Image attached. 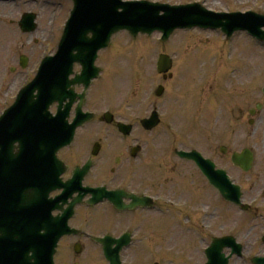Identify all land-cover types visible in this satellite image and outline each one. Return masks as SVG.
Wrapping results in <instances>:
<instances>
[{
	"label": "rangeland",
	"instance_id": "obj_1",
	"mask_svg": "<svg viewBox=\"0 0 264 264\" xmlns=\"http://www.w3.org/2000/svg\"><path fill=\"white\" fill-rule=\"evenodd\" d=\"M0 1L3 3V8H0L1 113L13 103L26 80L32 77L38 67L36 64L46 53V43H49V52L56 50L62 29L57 25L64 21L65 12L70 5L65 0ZM153 1L170 4L198 1L216 12L250 9L264 12V0H239L238 4L234 0ZM23 12L37 15L38 28L33 34H22L16 28L18 17ZM48 29H54V33H50ZM224 40L218 32L198 30L176 33L166 44H159L157 36L134 41L126 35H120L113 38L110 51L103 53L110 71L118 73L111 76V72H108L104 82L96 84L88 100V108L103 113L111 106L117 121H128L131 119L130 115L138 118L146 116L149 104L157 103L163 113L162 126L153 134L138 132L141 138L137 133L133 134L141 143L146 144L149 151L147 160L136 170L131 186L136 191L144 188L153 196H166L186 205L177 212L170 210L167 217L153 212L142 216L139 224H143L141 232L150 242V250L142 252L144 247L141 246L136 250L140 252L132 253L128 258L133 261L132 264L201 262L199 251L204 244L201 239L207 238L212 230L202 229L203 223L214 229L215 236L232 234L239 241L253 246V252L249 253L251 255L264 251V245L257 243L261 228L245 229L239 211L225 204L208 187L191 163L179 160L173 153L174 147L181 150L196 149L207 157L215 156L220 166L229 167V174L234 182L247 192V201L264 187V117L258 125L256 138H246L249 111L256 103L262 102L260 89L264 85V47L251 41L244 33L234 36L231 47L227 45L225 48ZM226 50H230V61L225 59ZM160 52L167 53L174 61L172 78L166 81H162L155 72L156 58ZM21 55L27 59V70L18 65ZM233 69L235 72L232 77ZM160 85L164 92L162 98L157 100L153 91ZM149 98L150 101L147 102ZM122 105L127 107L128 115L121 108ZM217 105L221 107V117L216 126H211L210 117ZM99 136L110 137L112 149L108 153L102 151L105 163L103 164V159L96 175L91 178V183L96 186L102 182L114 181L111 186L119 185L122 182L109 172L113 166L109 159L118 155L117 148L121 144L118 134L110 127L90 125L84 132H80L74 150H64L60 157L67 162L69 159L73 162L78 157L80 162L83 161L87 145L97 141ZM220 147H226V155L219 153ZM250 147L255 152L253 169L244 173L232 167L229 163L230 154ZM252 191V194H248ZM261 200L264 203V199ZM211 212L214 218H202ZM83 213L89 218L86 211ZM110 213L106 212L107 215ZM186 216L190 218L187 219ZM136 219L139 218H128L125 221L134 222ZM115 220L114 218L112 223ZM199 220L203 222L198 223ZM109 221L110 216H100L97 227L105 228ZM86 226L88 232L97 233L91 227L94 224L89 226L86 223ZM66 246L67 242L64 246V264L71 263L74 259ZM77 261L80 264L101 262L93 251L88 250V246L86 253L77 258ZM236 264L241 263L236 260Z\"/></svg>",
	"mask_w": 264,
	"mask_h": 264
},
{
	"label": "water",
	"instance_id": "obj_2",
	"mask_svg": "<svg viewBox=\"0 0 264 264\" xmlns=\"http://www.w3.org/2000/svg\"><path fill=\"white\" fill-rule=\"evenodd\" d=\"M84 2L85 0H79L77 4L78 6H84ZM144 4L147 7L130 6L123 8V12L118 14L117 18L115 15L112 21L110 19L109 23L102 20L101 25L94 31L96 32L94 40L105 41L106 45L110 35L121 30H126L132 35H135L138 32L151 33L155 29H161L164 30L165 36H167L175 27L181 26L178 25L179 22H181L180 19L191 22L193 20V17L189 14L191 9L188 8L190 7L175 8L176 10L166 11L164 16L159 17V12L166 10V8L159 6L152 7L146 3ZM96 6L99 8V3H96ZM87 13L88 12L84 9H77L76 15L79 19H84ZM192 15H194L195 20L213 22L212 19L205 20L203 17H198L199 15L193 10ZM223 20L224 18L219 19V23L216 24V26H223ZM196 24L206 25L201 23ZM165 25L173 26L167 29L162 28ZM236 28L246 29L244 25H239V27H235V29ZM223 30H225L224 26ZM85 31L88 32L89 30L86 29ZM229 32L231 33L232 30ZM68 35L69 30L66 37H68ZM258 38L264 39L261 36H258ZM76 39L80 40L81 38L76 36ZM168 67V65H163L162 70L165 71ZM25 90L26 89L20 92L14 106L0 119V233H18V224L10 220V218L16 216L18 211V179H28L30 182L34 181L36 179V173H38V167L42 169L44 167L43 165L48 164V159L53 161L57 148L63 144L58 139L55 141L47 140L51 136L52 131H49L45 126L32 127L29 124L18 123V121H16L17 116L15 114L18 110L17 103L20 99V102L25 105L23 110L26 111L29 116L33 113V107L38 112L39 99H37V101L29 100L28 97L24 96L26 94ZM47 95L49 96L51 94L48 92ZM43 113L46 114V111ZM15 144H17V147ZM59 144L61 145L59 146ZM36 152L40 154L37 162L36 158L33 157ZM184 156L191 159V155ZM37 164L38 166L36 167ZM200 167L203 173L208 177L209 175L204 168V165L200 164ZM240 167L243 168V166ZM38 171V178H40L42 174L40 173V170ZM208 178L216 188H219L218 184L222 187V183L219 182L217 184L214 179H212V175L211 178ZM37 188L40 190L42 189L41 186H37ZM233 189L234 187L230 186V191L231 193L233 192L231 196H228L223 190L219 189V191L224 194L223 196L227 200L233 201L237 196ZM40 190L34 192L33 199L31 198L32 202H36V200L40 201L42 199V196L39 195ZM29 196L30 195L27 192L23 193L22 197L24 203L30 202ZM139 205L142 204L139 201H136L133 208ZM13 210H15L14 213ZM4 219H6L7 222H5ZM48 227L49 225L44 228L48 230Z\"/></svg>",
	"mask_w": 264,
	"mask_h": 264
},
{
	"label": "flooded vegetation",
	"instance_id": "obj_3",
	"mask_svg": "<svg viewBox=\"0 0 264 264\" xmlns=\"http://www.w3.org/2000/svg\"><path fill=\"white\" fill-rule=\"evenodd\" d=\"M220 117H221V111L219 113L218 118L220 119ZM260 117H261L260 113H257V114H255L254 119L249 118L248 123L250 122V120H253L254 125L257 126L259 124V122H262V120L260 121ZM256 136H257V130H253L249 135V137H251V138H256ZM247 137H248V134L246 133V138ZM120 144H121V147L117 148V150H118L117 153H119V155L117 157H119V160H116V157L112 158V159L106 158V159L111 160L112 164L117 168L120 167V165L123 166L125 164L126 159L124 158V156H126L127 149H128L126 144H123V143H120ZM105 147L107 149H109L110 151L112 149V146H104V145L101 146V149H104ZM86 150H87V148H86ZM129 155H130V153H129ZM97 156L88 157L84 161H81V162L79 160V157H78V159L73 160V162L70 159L68 160V162L63 159L64 162L66 163V165L69 167L68 173L66 175H64L63 179L64 180L68 179L72 169H74L77 166L83 165L88 159L93 160V166H94V161L96 160ZM103 159H104V162H103ZM130 159L133 160L132 158H130ZM101 162H103V164H104L105 158H101L100 163ZM114 170H115V168L111 167V171L114 172ZM125 178H126L125 174L118 173L116 179L123 181V180H125ZM85 179H84V181H85ZM90 184L93 185V183H90ZM93 187H96V186H93ZM123 188H125V187L121 186V185L110 186L111 190L112 189L113 190L123 189ZM123 203L127 204L128 202L123 200ZM79 209L80 210L72 218L71 225L73 227H75L76 229L82 231V229L87 228L86 223L89 226L91 224H94V226H91V227H93V229L96 230L97 233L94 232V234L97 237H103L105 235H110V237L113 240V244L111 246L112 249L116 248L120 244L119 240L123 235L129 234V233L132 234L131 238H129L130 242H129L128 246L121 248L120 255L122 257L123 264H132L133 261L132 262L129 261L128 258L130 255H132V253L135 254L137 252H140V251H136V250L140 249L141 246L144 247L142 252H144L145 250H150V242L148 240H146L145 236L143 235V232H141L143 224H141V226L139 224L140 220L143 219L142 216H144L145 214H149L150 211H145V210L139 209V210H136L134 212H117L108 203L105 202V203L99 204L98 206L95 207L93 215H88L89 218L91 219L90 220L89 218H86L85 216H87V215H85L83 213L84 211H86V213H87V209H86L85 205L84 204L80 205ZM98 210H99V212H98ZM102 210L105 212H103ZM106 212H109V213L111 212L112 214L110 213V215H107ZM100 216H105V217L110 216L109 225L107 227H105V228L97 227L98 218ZM136 217H138L139 219L138 220L136 219L134 222H130V221L126 222L125 221V219L136 218ZM161 217H167V216H161ZM84 218H86L85 221H84ZM114 218L116 220L112 223V220ZM84 224H85V226H83ZM91 227H90V229H91ZM137 235H138V237H137ZM64 241L67 242V246H66L67 251L70 252L72 257L74 256L73 262L67 263V264H80V262L77 261V258L79 259L80 257H82L86 253L87 246H88V250L93 251L98 257H100L99 259L101 260V262L94 263L91 261V262L84 263V264H107L106 262H104V259L101 258L102 247L96 243L94 244L89 239V234H87V233H79V234L74 235V236L63 237L58 243L57 253H56V256L54 257L55 258V264H64V260H66V256H64L65 255V252H64L65 247L64 246H65L66 242L63 246ZM94 258H96V257H94ZM141 259H142V253L140 254V260ZM197 264H203V263L198 262Z\"/></svg>",
	"mask_w": 264,
	"mask_h": 264
},
{
	"label": "bare ground",
	"instance_id": "obj_4",
	"mask_svg": "<svg viewBox=\"0 0 264 264\" xmlns=\"http://www.w3.org/2000/svg\"><path fill=\"white\" fill-rule=\"evenodd\" d=\"M3 3H0V8H3V5H2ZM33 101H35V100H37V97H36V99H32ZM52 123H60L61 122V120H60V115L58 114L55 118H53L52 119Z\"/></svg>",
	"mask_w": 264,
	"mask_h": 264
}]
</instances>
